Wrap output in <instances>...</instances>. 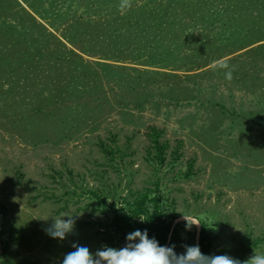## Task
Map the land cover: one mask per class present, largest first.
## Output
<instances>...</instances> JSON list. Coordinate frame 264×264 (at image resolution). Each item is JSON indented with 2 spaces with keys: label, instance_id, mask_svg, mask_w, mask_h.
<instances>
[{
  "label": "rangeland",
  "instance_id": "rangeland-1",
  "mask_svg": "<svg viewBox=\"0 0 264 264\" xmlns=\"http://www.w3.org/2000/svg\"><path fill=\"white\" fill-rule=\"evenodd\" d=\"M126 3H45L58 16L43 23L87 61L66 56L50 33L24 37L15 18L0 10V23H17L0 25V200L8 207L0 264H62L73 243L93 253L109 246L100 223L111 220L113 208L65 194L82 187L116 188V200L130 199V188L159 187L191 246L201 218L215 230L216 255L233 258L248 232L260 240L244 261L254 252L264 255V0H222L210 9L226 14L216 22L198 19L197 9L186 47L172 54L160 49L154 62L137 41L135 52L106 56L133 43L126 28H119L121 42L110 49L89 31L77 45L68 38L88 30L84 24L91 20L116 9L123 13ZM81 13L91 18L74 24ZM30 54L37 55V67L22 68ZM7 56L17 64L4 62ZM225 63L228 68L221 67ZM150 125L165 128L173 147L182 141L174 166L156 170L147 160ZM102 143L116 149L112 162ZM65 215L76 217L72 232L64 240L51 238L44 229ZM183 216L196 223L190 231ZM127 236L126 246L135 243Z\"/></svg>",
  "mask_w": 264,
  "mask_h": 264
},
{
  "label": "trees",
  "instance_id": "trees-1",
  "mask_svg": "<svg viewBox=\"0 0 264 264\" xmlns=\"http://www.w3.org/2000/svg\"><path fill=\"white\" fill-rule=\"evenodd\" d=\"M50 1V0H49ZM67 1V0H65ZM82 6L92 4L93 6H101V4H112L113 7H118L117 5L125 0H71ZM126 6L124 12L118 11V9L112 11L111 13L105 14L104 17L100 16L99 20H91L89 23L84 24L88 27V30L82 31L79 35H75L74 38L68 37L74 45H77V40L80 35V39L84 40V36L88 33V36H93L92 40L100 42V40L106 39L112 48L113 45H117L121 42V34L119 33V28H126L131 34L130 39H133V43L127 44L126 47H117L115 50V55H106L108 57H118L122 54H128L130 51L135 52L131 47L134 41L136 44L145 46L148 62H154L156 59L155 52L163 49V53L172 54L179 49L186 47L188 40L194 35V33L188 31L191 28V20L194 17H198L196 14L197 9H201V16L198 19L203 21L216 22L226 18V14L222 13L220 9L217 11H210L212 8H217L216 4L222 2V0H126ZM48 0H0V10L5 9L4 12L8 15H12V19L19 23L21 29H24V37L29 35L34 36V33L39 35L51 34L52 38L59 40L64 47V53L68 57H74L75 59H83L87 61L82 55H80L75 49L67 46L56 34L49 30L43 21H50V15H54V12L48 10L45 6ZM54 3V2H53ZM51 3V6L53 5ZM222 4V3H221ZM80 5V6H81ZM215 5V7H213ZM223 6V5H222ZM192 12H194L192 14ZM196 14V16H195ZM91 18V17H89ZM85 17L84 14L79 15V19L74 24L82 25L84 21L89 19ZM191 19V20H190ZM232 19V18H231ZM13 20V21H14ZM80 20L82 22H80ZM190 20V21H189ZM98 21V22H97ZM94 22V23H93ZM5 23V24H3ZM14 22H1L0 25H8L13 28L17 26ZM53 23V22H52ZM73 24V23H72ZM199 24V23H198ZM180 28V32L176 33V38L173 36L177 28ZM187 28V30H186ZM153 30H155L153 34ZM151 31V32H150ZM200 32V31H199ZM23 34V35H24ZM87 36V35H86ZM183 36L182 38H177ZM186 36L189 39H186ZM54 39H52L53 41ZM80 42V40H79ZM84 49H88L87 46H82ZM58 48V47H57ZM60 48V47H59ZM132 48V50L128 49ZM142 51L138 48V51ZM87 51V50H86ZM143 52V51H142ZM40 56V55H39ZM65 56V57H66ZM24 62L20 63L21 67L35 69L36 57L37 55H27ZM143 57V56H141ZM10 56L2 59L4 62L10 64H17L16 60L10 61ZM23 59V58H22ZM21 59V60H22ZM108 59V58H107ZM18 60V59H17ZM27 60V61H26ZM21 61H18V63ZM29 62V63H28ZM30 64V66H29ZM17 66V65H16ZM21 70V68H18ZM143 72V71H142ZM15 73V72H14ZM165 128H160L157 125H150L148 127L147 136L150 142V146L147 149V160L154 165L156 170H160L168 163L170 166H174L181 157L180 148L182 146V141H179L177 146H172L169 139L165 138ZM103 151L106 154H111L110 161L112 162L117 157L116 149L109 145L101 144ZM121 152V151H120ZM124 152L119 156L123 159ZM193 161L187 169L186 175L190 176L193 174ZM114 164L115 168L118 163ZM159 168V169H158ZM119 170V168H117ZM70 180L74 181V176L72 171H70ZM75 183V181H74ZM76 184V183H75ZM159 187L156 188H143V189H129L130 199L118 197V190L115 188L110 189L108 187H82V192L78 193L75 188L72 190H66V195H82L88 196L91 199H96L99 203L104 206H109L113 208V215L108 222H99L103 228H106L107 243L109 246L117 248L118 241H121V246L125 247L126 242L125 237L129 234L131 230L137 229H147L148 236L150 239H155L162 246H172L175 245L174 251L177 254H181L185 251L184 246H191V239L186 235L179 233L176 223L179 218V214L175 211L174 207L168 205L163 194H158ZM111 200V204H108ZM119 200V201H118ZM120 200L126 204L125 206H119ZM8 215L7 205L0 200V242H3L2 236L4 233V224L2 221ZM198 218V217H196ZM143 219L144 221H141ZM201 229L198 236L197 244L200 246V250L208 255H216L214 251V240L216 233L214 228L205 220L198 218ZM260 239H253L252 234L248 232L244 238L234 247V259H239L244 261L247 254L258 245ZM138 239L135 240V243ZM4 244H6L4 242ZM5 247H7L5 245ZM106 247V246H105ZM119 249V248H118Z\"/></svg>",
  "mask_w": 264,
  "mask_h": 264
},
{
  "label": "clouds",
  "instance_id": "clouds-1",
  "mask_svg": "<svg viewBox=\"0 0 264 264\" xmlns=\"http://www.w3.org/2000/svg\"><path fill=\"white\" fill-rule=\"evenodd\" d=\"M221 67L228 68L225 63ZM226 78L231 79V70L225 73ZM67 216V215H65ZM53 217V223L44 229L51 238L64 240L67 234L72 232L76 224V217L67 216V219ZM186 220L185 230L190 231L193 224ZM141 221H144L141 219ZM127 239L138 242L122 248L104 247L91 252L87 246L73 243V251L68 252L62 264H264V255H254L247 261H240L227 255H208L200 250L199 244L185 245V251L177 254L175 245L162 246L155 239H150L147 229H137L128 234Z\"/></svg>",
  "mask_w": 264,
  "mask_h": 264
}]
</instances>
